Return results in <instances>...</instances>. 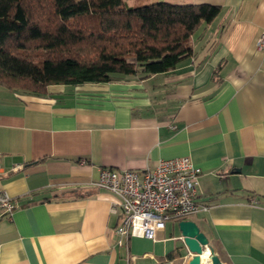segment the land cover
<instances>
[{"label": "crops", "instance_id": "0c3cea01", "mask_svg": "<svg viewBox=\"0 0 264 264\" xmlns=\"http://www.w3.org/2000/svg\"><path fill=\"white\" fill-rule=\"evenodd\" d=\"M218 6L168 73L109 83L0 87V264H188L177 223L119 244L103 168L153 169L188 153L194 222L222 264H264V0H125ZM13 165L20 169L12 171Z\"/></svg>", "mask_w": 264, "mask_h": 264}, {"label": "trees", "instance_id": "16d2710c", "mask_svg": "<svg viewBox=\"0 0 264 264\" xmlns=\"http://www.w3.org/2000/svg\"><path fill=\"white\" fill-rule=\"evenodd\" d=\"M218 13L210 4L0 0V87L42 95L52 85L168 73Z\"/></svg>", "mask_w": 264, "mask_h": 264}, {"label": "built area", "instance_id": "2783aa9c", "mask_svg": "<svg viewBox=\"0 0 264 264\" xmlns=\"http://www.w3.org/2000/svg\"><path fill=\"white\" fill-rule=\"evenodd\" d=\"M256 49L264 51V33L259 35ZM20 168L13 165L12 171ZM200 175L190 155L180 153L160 159L153 169L143 171L103 168L94 186L116 198L110 212L120 217L115 233L121 244L131 236L153 239L166 222L183 220L206 209L197 202ZM13 202L0 190L1 215L11 214Z\"/></svg>", "mask_w": 264, "mask_h": 264}, {"label": "water", "instance_id": "95a60500", "mask_svg": "<svg viewBox=\"0 0 264 264\" xmlns=\"http://www.w3.org/2000/svg\"><path fill=\"white\" fill-rule=\"evenodd\" d=\"M178 240L181 246L192 255L188 264H222L208 246V240L198 226L190 220L177 223ZM208 252L207 257L204 254Z\"/></svg>", "mask_w": 264, "mask_h": 264}, {"label": "rangeland", "instance_id": "374dc122", "mask_svg": "<svg viewBox=\"0 0 264 264\" xmlns=\"http://www.w3.org/2000/svg\"><path fill=\"white\" fill-rule=\"evenodd\" d=\"M172 223H175V222H166L165 225H167V228H168L170 224L172 225Z\"/></svg>", "mask_w": 264, "mask_h": 264}, {"label": "bare ground", "instance_id": "6f19581e", "mask_svg": "<svg viewBox=\"0 0 264 264\" xmlns=\"http://www.w3.org/2000/svg\"><path fill=\"white\" fill-rule=\"evenodd\" d=\"M207 255H208V252H206V253L204 254V257H207Z\"/></svg>", "mask_w": 264, "mask_h": 264}]
</instances>
